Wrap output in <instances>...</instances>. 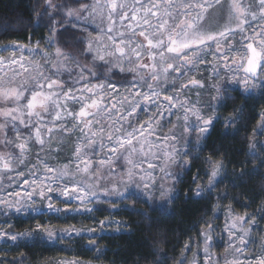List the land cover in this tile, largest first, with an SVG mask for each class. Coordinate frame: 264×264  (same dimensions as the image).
Returning <instances> with one entry per match:
<instances>
[{
  "label": "snow or ice",
  "instance_id": "1",
  "mask_svg": "<svg viewBox=\"0 0 264 264\" xmlns=\"http://www.w3.org/2000/svg\"><path fill=\"white\" fill-rule=\"evenodd\" d=\"M35 16L32 27L47 29L46 36L35 45L29 37L27 44L0 46V241L55 248L86 238L99 259L106 249L98 233L129 227L116 218L136 211L128 201L162 213L174 203L180 170L200 159L230 91L264 98V0H44ZM66 33L75 52L65 51ZM236 122L229 117L226 127ZM261 137L264 112L247 145L264 166ZM203 163L200 198L226 176L222 160L209 156ZM105 205L111 211L98 228L58 229L50 222ZM139 214L151 220L148 211ZM259 221L264 205L243 215L229 207L224 254L213 253L216 228L206 223L177 264H264V243L250 251ZM6 255L0 264H24L23 254Z\"/></svg>",
  "mask_w": 264,
  "mask_h": 264
},
{
  "label": "trees",
  "instance_id": "2",
  "mask_svg": "<svg viewBox=\"0 0 264 264\" xmlns=\"http://www.w3.org/2000/svg\"><path fill=\"white\" fill-rule=\"evenodd\" d=\"M43 3L44 0H0V46L10 41L27 44L29 37L31 44L35 45L36 41L46 36L47 29L32 27L36 19L35 13L42 10ZM64 40L68 45L65 50L75 52L70 33L65 34ZM44 46L41 42V47ZM81 58L86 63L90 62V58ZM258 97L257 93L246 99L238 91L229 92L224 105L216 112L220 117L219 121L209 129V134L203 141L204 151L199 154L200 159L192 161L190 171L180 170L181 179L175 185L177 196L174 203L167 204L162 213L160 208L151 211L143 202L128 201L136 211L129 214L122 210L116 218L125 221L129 227L122 232L109 229L98 233L103 239H97V244L106 249L99 259L95 252L87 249L86 238L76 237L61 242L55 248H49L45 244H27L15 248L3 243L0 244V257L7 254L6 259L12 260L19 259L23 254L24 264H56L73 260L79 261V264H177L184 254V244L190 239L196 240L206 223L213 224L218 231L229 207L234 214L243 215L245 212L256 214L258 208L264 205V166L248 154L247 147L248 138L260 121V113L264 112V98ZM229 117L235 118L237 122L226 127ZM236 129L240 130L239 134L232 135ZM209 156L224 162L226 176L211 193L205 192L204 198H200L195 192L198 186H205L207 183L203 160ZM256 168L259 170L253 171ZM241 172L244 173L243 176L240 175ZM197 176L198 179L194 182L193 178ZM245 205L248 207L245 208ZM104 209L92 215L73 213L67 218H51L50 222L58 229L70 226L77 229L98 228L96 221L108 216L111 211L107 205ZM143 211L149 212L151 220L139 214ZM214 212L217 214L216 218L213 217ZM49 219L48 216L43 217V220ZM34 225L35 222H32L33 227ZM28 226L24 224L23 228ZM263 227L264 221H259L258 230L262 231ZM223 248L221 244L219 253ZM162 252L167 253L166 260L161 255Z\"/></svg>",
  "mask_w": 264,
  "mask_h": 264
},
{
  "label": "rangeland",
  "instance_id": "3",
  "mask_svg": "<svg viewBox=\"0 0 264 264\" xmlns=\"http://www.w3.org/2000/svg\"><path fill=\"white\" fill-rule=\"evenodd\" d=\"M21 43V42H20ZM44 47H47V45H45ZM66 51V50H65ZM3 55H5V56H9L10 55V53H3ZM80 60H81V63H86L81 57H80ZM195 91V90H194ZM194 91H193V94H192V99H195L196 97H195V95H194ZM204 97H202V99H203ZM209 114H211V113H209ZM142 119H146V117H144L143 115H142ZM163 132H167V128H165V129H163ZM262 139H264V137H262ZM68 155H70L71 153H70V149H69V152L67 153ZM171 183V182H170ZM156 202L159 204L160 203V198H159V195L157 194V198H156ZM59 207H63V205L62 204H60V205H58ZM70 214H73V213H70ZM226 218H227V213L225 214V216H224V221H223V224H222V227H220L219 228V230L217 231V229H216V231H215V233L213 234L214 235V237H215V239H216V241H217V247H215L212 251H213V253L214 254H216V255H223L224 254V248H225V246H226V244H227V237L226 236H223L222 237V230H223V228H224V225H225V220H226ZM252 236L256 239V243L255 244H253V245H251L250 246V251H251V248H259V246H260V244L261 243H264V227H263V230L262 231H259L258 229L257 230H255L253 233H252ZM4 242L3 241H0V244H3ZM222 244V246H224V248L222 249V252L221 253H219V247H220V245ZM195 251H196V248H194L193 247V250H192V253H195ZM192 253H188L187 255H188V259H189V261H191V259H192ZM67 262L68 261H61V262H58V263H56V264H67Z\"/></svg>",
  "mask_w": 264,
  "mask_h": 264
}]
</instances>
